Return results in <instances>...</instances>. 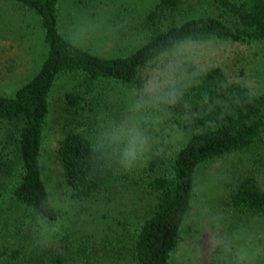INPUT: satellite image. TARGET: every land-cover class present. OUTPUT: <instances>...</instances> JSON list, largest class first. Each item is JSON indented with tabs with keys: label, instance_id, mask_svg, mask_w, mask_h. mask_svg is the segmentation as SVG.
<instances>
[{
	"label": "trees",
	"instance_id": "trees-1",
	"mask_svg": "<svg viewBox=\"0 0 264 264\" xmlns=\"http://www.w3.org/2000/svg\"><path fill=\"white\" fill-rule=\"evenodd\" d=\"M9 1L37 16L45 52L29 79L0 91V264H170L191 206L196 168L237 151L253 157L251 165H240L230 175L226 194L230 219L264 216V90L229 80L218 66L203 69V83L192 93V101L195 105L201 93L207 94L205 118L172 157L152 158L142 174L139 169L131 173L113 169L91 175L87 157L89 134L103 103L97 84L137 83L146 58L169 33L175 39L204 34L212 40L264 43V0H214L215 13L180 20L177 16L184 7L203 0H158L142 20L150 38L121 56L70 52L58 24L61 0ZM5 18L0 12V21ZM7 31L0 27V35H9ZM66 73L80 78L78 87L64 94L65 119L57 142L69 197L81 203L100 194L110 198L126 184L141 186L152 199L138 221L127 224L126 234L93 240L76 236L65 224L52 236L42 235L36 227L35 211H43L50 220L59 218L55 210L38 206L48 191L41 149L49 96L57 77ZM209 264H214L212 256Z\"/></svg>",
	"mask_w": 264,
	"mask_h": 264
},
{
	"label": "rangeland",
	"instance_id": "rangeland-1",
	"mask_svg": "<svg viewBox=\"0 0 264 264\" xmlns=\"http://www.w3.org/2000/svg\"><path fill=\"white\" fill-rule=\"evenodd\" d=\"M157 1L61 0L58 5L59 29L61 25L71 23L72 17L78 13H93L102 8L114 16L125 17L128 21L127 30L121 33L119 41L106 45L104 54L121 56L140 44L136 37L140 32H145L142 26L143 17ZM0 12L6 16L4 23L0 21V27L4 31L8 30L9 34L0 35V91H5L7 87H17L36 72L45 46L42 29L35 14L18 6L16 8L9 0H0ZM215 12L214 0H203L184 7L177 20ZM18 25L20 28H17ZM13 30L14 34H10ZM209 47L211 52L203 59L202 69L218 66L229 80L241 81L253 91L264 90V43L214 39ZM143 70L144 68L139 70L140 79ZM79 81L76 74L66 73L57 77L49 96V113L42 136L41 167L45 185L53 196L64 200L70 197L58 160L57 142L61 137V127L65 119L64 94L77 88ZM124 86L126 85L114 81L97 84L96 89L100 90L103 101L97 111L119 113L123 105ZM250 157H253L251 152L237 151L205 161L196 168L191 206L183 221L181 240L172 254L170 264H209L211 253L207 251L206 236L209 221L202 208L205 199L215 212L234 224L246 225L254 237L264 243V216L248 215L236 221L231 220L233 214L226 205L230 175L240 165H251ZM143 167L138 168L141 174ZM150 199L152 198L147 191L139 185L119 186L116 191H112L110 198L107 194H100L77 203L74 212L66 217L65 226L83 239L113 236L123 232L128 225L135 224L151 202ZM124 233H127L126 230Z\"/></svg>",
	"mask_w": 264,
	"mask_h": 264
},
{
	"label": "clouds",
	"instance_id": "clouds-1",
	"mask_svg": "<svg viewBox=\"0 0 264 264\" xmlns=\"http://www.w3.org/2000/svg\"><path fill=\"white\" fill-rule=\"evenodd\" d=\"M127 18L114 16L102 8L93 13H78L71 23L61 25L60 34L70 52L104 55L106 45L119 41L127 30ZM150 33L140 32L136 40L146 43ZM212 39L168 34L145 60L143 76L123 88L119 113L100 110L88 138L87 157L90 175L109 170L131 173L154 157L170 158L188 143L190 133L205 118L209 104L206 93L194 105L192 93L198 90L205 73L203 59L210 55ZM250 100L255 93H249ZM203 191V189H201ZM77 202L61 199L49 191L40 202L58 215L50 220L43 211L34 212L36 227L44 236L56 234L74 212ZM202 208L209 221L207 251L214 264H264V243L244 224H234L215 212L205 199Z\"/></svg>",
	"mask_w": 264,
	"mask_h": 264
}]
</instances>
